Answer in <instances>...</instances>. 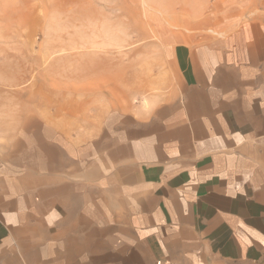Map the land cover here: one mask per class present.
<instances>
[{"label":"rangeland","instance_id":"obj_1","mask_svg":"<svg viewBox=\"0 0 264 264\" xmlns=\"http://www.w3.org/2000/svg\"><path fill=\"white\" fill-rule=\"evenodd\" d=\"M251 19L264 0H0V264H156L113 160L171 49Z\"/></svg>","mask_w":264,"mask_h":264},{"label":"crops","instance_id":"obj_2","mask_svg":"<svg viewBox=\"0 0 264 264\" xmlns=\"http://www.w3.org/2000/svg\"><path fill=\"white\" fill-rule=\"evenodd\" d=\"M256 21L173 47L174 79L153 99L164 112L142 111L125 158L113 160L121 165L108 186L140 210L162 264H264V23Z\"/></svg>","mask_w":264,"mask_h":264},{"label":"bare ground","instance_id":"obj_3","mask_svg":"<svg viewBox=\"0 0 264 264\" xmlns=\"http://www.w3.org/2000/svg\"><path fill=\"white\" fill-rule=\"evenodd\" d=\"M47 64V63H46ZM48 66V65H47ZM83 70V69H82ZM107 80V79H106ZM72 82V81H71ZM96 83V82H95ZM94 90V89H93ZM30 111V110H29ZM35 111V110H34ZM20 113H22V112H20ZM43 115V114H42ZM43 119V118H42ZM20 123V122H19ZM9 128V127H8ZM17 129V128H16ZM16 131V130H15ZM61 132V131H60ZM59 176V175H58Z\"/></svg>","mask_w":264,"mask_h":264},{"label":"built area","instance_id":"obj_4","mask_svg":"<svg viewBox=\"0 0 264 264\" xmlns=\"http://www.w3.org/2000/svg\"><path fill=\"white\" fill-rule=\"evenodd\" d=\"M156 264H162V263L159 261V262H157Z\"/></svg>","mask_w":264,"mask_h":264}]
</instances>
